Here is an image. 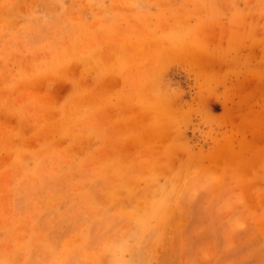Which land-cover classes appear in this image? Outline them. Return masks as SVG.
<instances>
[{
  "label": "rangeland",
  "instance_id": "1",
  "mask_svg": "<svg viewBox=\"0 0 264 264\" xmlns=\"http://www.w3.org/2000/svg\"><path fill=\"white\" fill-rule=\"evenodd\" d=\"M0 264H264V0H0Z\"/></svg>",
  "mask_w": 264,
  "mask_h": 264
}]
</instances>
